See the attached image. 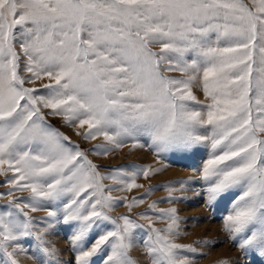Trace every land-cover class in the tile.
Listing matches in <instances>:
<instances>
[{
  "label": "snow or ice",
  "instance_id": "snow-or-ice-1",
  "mask_svg": "<svg viewBox=\"0 0 264 264\" xmlns=\"http://www.w3.org/2000/svg\"><path fill=\"white\" fill-rule=\"evenodd\" d=\"M124 148L155 160L89 158ZM180 161L192 176L151 183ZM197 181L209 210L228 201L246 264H264V0H0V264H65L60 231L67 264H140L137 247L147 264H196L214 242H177L184 219L158 205Z\"/></svg>",
  "mask_w": 264,
  "mask_h": 264
},
{
  "label": "rangeland",
  "instance_id": "rangeland-1",
  "mask_svg": "<svg viewBox=\"0 0 264 264\" xmlns=\"http://www.w3.org/2000/svg\"><path fill=\"white\" fill-rule=\"evenodd\" d=\"M194 93L201 100L204 99L202 92L199 87H194ZM49 122L59 128L65 134L71 136V139L81 145L82 148L91 147V143L84 142L76 137L71 129L65 128L61 125V121L58 118L50 117ZM94 143V142H93ZM203 157L207 158V149L203 151ZM95 163L103 165L105 168L117 167L120 165H127L131 163L136 164H150L155 160L154 155L147 151V149H137L129 152L127 148L118 150L116 153L111 154L109 157L103 156H89ZM202 163V160L200 161ZM185 162L180 161L179 163L173 162L172 166L168 167L165 171L161 172L157 176L153 177L151 183L160 184L169 180L187 179L192 176V171L184 166ZM141 183H145L143 180ZM0 188V191H3ZM200 191L201 195L196 193ZM143 189L134 190L130 195H140ZM120 193H114L119 195ZM177 195H183L186 197L185 200L177 202L174 205L168 203H161L158 205L160 208H168L175 206L178 209V214L184 219L183 230L185 235L178 238L177 242L180 243H193L197 240H208L214 242L213 245L204 246L196 245L198 251L206 253V255L197 259L196 264H219L220 261L228 260L231 264H246L245 258L238 252L237 248L227 239V234L222 229L223 215L226 214V207L228 201H223L216 209L209 210L204 206V197L202 194L201 184L197 181L192 184L188 190L183 193H176ZM18 195H26V193H18ZM167 193L163 190L154 191L145 200L144 205H140L134 209V212H139L146 208L148 202L157 200L161 197L166 196ZM5 200H0V204H4ZM126 210L123 207L117 208L112 215L124 213ZM34 215L44 216V212H37ZM143 222V221H142ZM157 227H163L162 222H157ZM70 231H60L57 234L49 237L53 240L57 247L61 249L60 259L65 262H74V253L71 251V244L68 236ZM131 255L137 259L140 264H147L146 257L144 255L142 247H137L131 252ZM21 264H33V260L29 259L28 256L19 257Z\"/></svg>",
  "mask_w": 264,
  "mask_h": 264
}]
</instances>
